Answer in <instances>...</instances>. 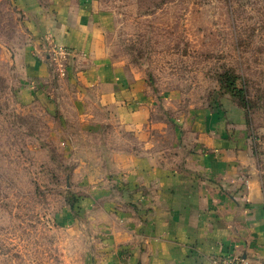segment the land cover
Listing matches in <instances>:
<instances>
[{"label": "rangeland", "instance_id": "1", "mask_svg": "<svg viewBox=\"0 0 264 264\" xmlns=\"http://www.w3.org/2000/svg\"><path fill=\"white\" fill-rule=\"evenodd\" d=\"M98 2L109 60L147 98L135 121L128 103L112 121L117 107L80 83L72 50L33 42L0 0V264H132L151 177L136 163L148 143L158 160L187 147L182 128L201 111L224 116L264 177V0Z\"/></svg>", "mask_w": 264, "mask_h": 264}, {"label": "crops", "instance_id": "2", "mask_svg": "<svg viewBox=\"0 0 264 264\" xmlns=\"http://www.w3.org/2000/svg\"><path fill=\"white\" fill-rule=\"evenodd\" d=\"M12 2L33 42L52 36L72 50L76 65L84 67L76 74L80 83L97 92L101 104L117 107L112 121L121 118L125 103L136 109L126 120H138L148 110L140 106L147 98L129 87L109 60V17L98 0ZM34 61L36 68L42 66ZM182 130L189 144L174 151L178 156L161 152L158 160L148 143L145 161L136 163L151 177L147 195L138 192L145 222L136 225L140 242L132 247V264H213V258L229 254L264 264V177L259 167L243 144L229 137L219 111L196 113Z\"/></svg>", "mask_w": 264, "mask_h": 264}, {"label": "built area", "instance_id": "3", "mask_svg": "<svg viewBox=\"0 0 264 264\" xmlns=\"http://www.w3.org/2000/svg\"><path fill=\"white\" fill-rule=\"evenodd\" d=\"M49 38V37H47ZM52 53L54 55L59 54V56L64 57L67 53L65 50L57 49L56 45H53ZM62 75H64V72H62ZM213 264H249L245 259H243L241 256L235 255V254H229L225 256L215 257L212 260Z\"/></svg>", "mask_w": 264, "mask_h": 264}, {"label": "trees", "instance_id": "4", "mask_svg": "<svg viewBox=\"0 0 264 264\" xmlns=\"http://www.w3.org/2000/svg\"><path fill=\"white\" fill-rule=\"evenodd\" d=\"M224 84L227 87L228 93L231 94L233 97H242L243 91L242 89H237L235 82L231 76H225ZM70 208L72 209L74 206V201L69 203Z\"/></svg>", "mask_w": 264, "mask_h": 264}]
</instances>
